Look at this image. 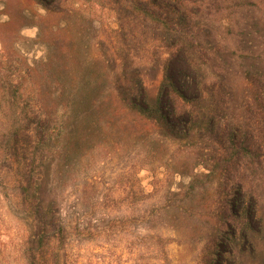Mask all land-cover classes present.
<instances>
[{"label":"trees","instance_id":"1","mask_svg":"<svg viewBox=\"0 0 264 264\" xmlns=\"http://www.w3.org/2000/svg\"><path fill=\"white\" fill-rule=\"evenodd\" d=\"M2 2L3 47L12 48L5 33L29 26L43 46L38 60L17 65L24 87L11 64L0 66V151L17 168L37 264L55 263L66 228L50 197L106 137L198 142L204 172L192 171L188 190L203 175L214 184V199L196 264H235L226 255L236 256V245L256 249L263 230L264 69L257 48L242 38L250 21L260 20L254 0H90L89 12L98 3L116 24L94 41L92 18L80 3ZM30 2L43 8L41 19L31 18ZM184 194L173 211L182 222Z\"/></svg>","mask_w":264,"mask_h":264},{"label":"rangeland","instance_id":"2","mask_svg":"<svg viewBox=\"0 0 264 264\" xmlns=\"http://www.w3.org/2000/svg\"><path fill=\"white\" fill-rule=\"evenodd\" d=\"M2 1L0 23L7 19ZM71 1L82 4L81 11L87 10L89 16L85 15L92 18L88 32L91 41L116 26L109 9L95 3L89 12L85 6L90 0ZM254 3L261 11L255 13L260 20L250 21L242 38L257 48L254 60L264 69V0ZM27 7L33 21L43 17L41 6L30 2ZM36 35L37 28L29 26L19 35H3L4 44L12 48H4L0 40V66L11 64L12 75L19 78L15 83H24L23 87L28 83L21 79L17 65L29 64L42 55L43 46ZM176 69L174 65L171 73ZM153 78L148 72L147 79ZM4 122L0 114V133ZM199 146L193 140H99L71 177L60 183L56 197H50L56 201L66 227L61 241L55 243L54 264H196L214 199V184L203 175H198L195 189L188 190L192 171L204 172L199 164ZM35 165L39 166L38 162ZM17 181L16 165L4 159L0 151V264H37L39 250H30L27 245L33 222L19 203ZM181 192L186 198V222L176 220L181 216L179 211L178 216L173 213L183 203ZM261 201L258 217H262L263 230L254 238L256 249L251 250L249 244L245 248L236 245L237 257L226 255V260L264 264V197Z\"/></svg>","mask_w":264,"mask_h":264}]
</instances>
